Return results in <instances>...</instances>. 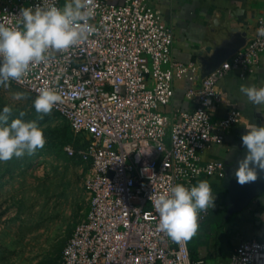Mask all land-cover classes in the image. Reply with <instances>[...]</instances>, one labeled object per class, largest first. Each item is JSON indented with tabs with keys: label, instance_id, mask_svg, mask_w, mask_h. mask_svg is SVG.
Returning a JSON list of instances; mask_svg holds the SVG:
<instances>
[{
	"label": "built area",
	"instance_id": "built-area-1",
	"mask_svg": "<svg viewBox=\"0 0 264 264\" xmlns=\"http://www.w3.org/2000/svg\"><path fill=\"white\" fill-rule=\"evenodd\" d=\"M151 1L90 0L94 15L86 21L91 31L85 39L47 54L21 80L7 82L36 96L41 88H55L63 102L52 110L88 140L66 148L88 166L89 203L59 264H264V243L258 240L234 248L228 263L193 261L188 241L175 242L158 230L152 202L177 183L191 187L207 180L213 191L225 179L226 163L205 155L223 142L241 113L232 107L225 117L215 116L223 100L218 83L230 72L243 77L259 66L264 36L257 30L264 27V8L253 39L198 80L193 65L173 60L174 28ZM67 3L0 0V23L15 26L22 7ZM184 79L196 84L186 92L193 108L165 112L175 81ZM220 204L199 213V222Z\"/></svg>",
	"mask_w": 264,
	"mask_h": 264
},
{
	"label": "clouds",
	"instance_id": "clouds-1",
	"mask_svg": "<svg viewBox=\"0 0 264 264\" xmlns=\"http://www.w3.org/2000/svg\"><path fill=\"white\" fill-rule=\"evenodd\" d=\"M93 15L90 0L88 3L71 0L63 8L55 5L22 7L15 26L0 23V85L21 80L31 66L45 61L47 54L59 53L85 39L91 31L86 21ZM257 31L258 35L264 36V27ZM240 92L253 104L264 106V87L241 85ZM24 96L23 92L14 93L18 100ZM62 102L63 98L55 88L44 87L39 90L33 106L43 119ZM11 111L8 106L0 110V162L33 155L46 143L44 130L36 120L15 118L9 123ZM24 115L21 111L19 117ZM247 128L249 131L242 135L247 152L238 161L235 171L240 185L256 181L257 168L264 170V126L250 124ZM152 202L159 213L158 230L175 242H186L197 234L199 213L214 207L215 196L209 182L201 180L191 187L177 183L170 193H162Z\"/></svg>",
	"mask_w": 264,
	"mask_h": 264
},
{
	"label": "crops",
	"instance_id": "crops-1",
	"mask_svg": "<svg viewBox=\"0 0 264 264\" xmlns=\"http://www.w3.org/2000/svg\"><path fill=\"white\" fill-rule=\"evenodd\" d=\"M110 1L117 4L123 2ZM151 5L174 28L173 60L193 65L199 80L217 62L229 59L253 39L264 0H152ZM195 85L186 79L175 81V97L165 112L192 109L193 102L186 97V92ZM241 85L264 87V57L259 66L246 76H240V71H233L219 81L218 89L223 93V100L216 106L215 116L225 117L234 107L241 113V120L224 133L223 142L207 152L205 159H222L231 164L237 154L246 149L242 144V135L249 131L247 127L250 124L264 126V106L249 101L240 92ZM213 191L215 196L214 187ZM211 220L210 216L199 226L197 234L192 237L193 247L190 245L192 239L188 240L191 257L195 261L228 263L234 248L242 243L252 240L264 243V195L255 199L244 211L231 215L226 220L229 224L217 227V233L228 229L225 240L237 241L230 245V249L218 248L219 237L211 230L214 228V225H209Z\"/></svg>",
	"mask_w": 264,
	"mask_h": 264
},
{
	"label": "rangeland",
	"instance_id": "rangeland-1",
	"mask_svg": "<svg viewBox=\"0 0 264 264\" xmlns=\"http://www.w3.org/2000/svg\"><path fill=\"white\" fill-rule=\"evenodd\" d=\"M16 92L25 93L24 98L15 99ZM35 98L11 84L0 85V110L12 109L9 123L15 118L36 120L46 137L44 147L33 155L0 162V264H59L65 243L88 210V166L66 152L69 146L86 144L87 137L73 134L54 110L40 119L33 106ZM21 111L23 117H19ZM219 186L231 188L230 180L225 178ZM218 200L221 208H227L228 193ZM210 224L219 237V249H230L237 242L225 240L228 229L217 233L215 221Z\"/></svg>",
	"mask_w": 264,
	"mask_h": 264
},
{
	"label": "water",
	"instance_id": "water-1",
	"mask_svg": "<svg viewBox=\"0 0 264 264\" xmlns=\"http://www.w3.org/2000/svg\"><path fill=\"white\" fill-rule=\"evenodd\" d=\"M221 62H217L209 72L216 68ZM246 152L247 149L239 152L231 164H226L227 175L225 178L230 180L231 188H225L228 193L225 217H230L235 213L244 211L255 199L264 195V170L257 168V180L254 182H249L244 185L237 183L235 171L238 167V161L245 156Z\"/></svg>",
	"mask_w": 264,
	"mask_h": 264
},
{
	"label": "trees",
	"instance_id": "trees-1",
	"mask_svg": "<svg viewBox=\"0 0 264 264\" xmlns=\"http://www.w3.org/2000/svg\"><path fill=\"white\" fill-rule=\"evenodd\" d=\"M24 91V90H23ZM26 92V91H25ZM29 93V92H27ZM32 94V93H30ZM34 95V94H33ZM36 96V95H35ZM69 125V124H68ZM70 127V126H69ZM78 148V147H77ZM76 158V157H75ZM214 190H215V201H219L218 199H221L223 196L226 194V190H224L221 186L218 184L213 185ZM226 214V208H217L216 210L213 211V220L217 224V227L224 226L225 224H229V222L224 220V216ZM226 222V223H225ZM193 261H195V258H192Z\"/></svg>",
	"mask_w": 264,
	"mask_h": 264
}]
</instances>
